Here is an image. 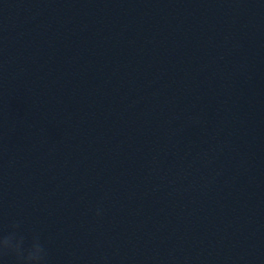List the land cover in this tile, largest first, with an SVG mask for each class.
I'll list each match as a JSON object with an SVG mask.
<instances>
[{
    "label": "water",
    "instance_id": "obj_1",
    "mask_svg": "<svg viewBox=\"0 0 264 264\" xmlns=\"http://www.w3.org/2000/svg\"><path fill=\"white\" fill-rule=\"evenodd\" d=\"M0 264H264V0H0Z\"/></svg>",
    "mask_w": 264,
    "mask_h": 264
},
{
    "label": "clouds",
    "instance_id": "obj_2",
    "mask_svg": "<svg viewBox=\"0 0 264 264\" xmlns=\"http://www.w3.org/2000/svg\"><path fill=\"white\" fill-rule=\"evenodd\" d=\"M0 248H15L18 250V244L14 245L11 239H0ZM42 250L38 244H34L31 251L24 257V264H41Z\"/></svg>",
    "mask_w": 264,
    "mask_h": 264
}]
</instances>
